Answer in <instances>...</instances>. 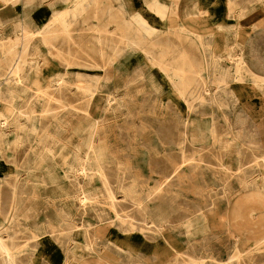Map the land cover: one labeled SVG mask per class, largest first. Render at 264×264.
<instances>
[{
  "label": "bare ground",
  "instance_id": "obj_1",
  "mask_svg": "<svg viewBox=\"0 0 264 264\" xmlns=\"http://www.w3.org/2000/svg\"><path fill=\"white\" fill-rule=\"evenodd\" d=\"M104 1L46 0L51 15L33 18L25 9L29 0H0V10L4 8L0 13V154L8 150L6 146L10 143L17 150L24 148V156H20L19 160L21 165L16 166L18 160H14L7 169V178L11 180L7 194L13 201L6 223L0 224V250L7 264H12L14 253L10 251L8 240L15 229L24 228L31 233L39 247L53 243L69 248L63 253L68 264H161L170 256L174 257L173 264H208L204 250L201 255H193L191 218L182 222V235H178L177 239L166 234L168 227L164 223L173 211L175 199H155V214L154 210L148 212L142 199H130L139 209V214L151 218L159 232L154 241L145 242L142 237L136 238L139 227L134 220H129L130 230L125 228L124 216L117 209L119 203L115 194L121 193V197L129 195L122 182L123 173L133 149L139 146L138 139H149L148 145L154 153L165 148L173 153L171 148H177L178 138L186 146L185 122L188 116L196 112L215 113L219 98L214 94V88L198 90L193 85L195 82L205 84L206 80L199 76L195 81L196 77L185 74L187 66L193 64L186 53H181L174 56L175 60H182L177 65L163 57L160 60L150 57L154 64L164 69L168 65L173 66L181 74L178 80L166 74V83L177 93L179 103L175 106L171 104L173 99L170 96L163 97L164 89L153 74L148 76L149 83L159 93L151 105H138L116 97L106 82L102 87L105 94L96 99L99 80L81 75L78 71L82 65H93L92 55L88 51L84 53L89 59L80 60V35L83 33L82 22L88 19H91V23L84 28L95 31L97 38L108 31L98 23L104 19L101 14ZM227 5L230 8H227L226 16H245L241 10L232 13V5ZM116 9L118 13H108L109 19H127L122 4ZM88 12L91 15L87 16ZM218 31L220 29H202V33L197 35L211 37L201 47L206 53L209 52L207 58L213 62V68L219 66L215 58L222 56L221 53L226 52V58L233 61V66L226 69L229 75L225 92L242 83L253 85L247 81L249 78L264 84V59L258 50L237 43L220 45L216 38ZM237 31L233 29L232 33ZM152 33L147 27L138 30L140 36ZM99 42L96 66L107 68L119 54L130 58L129 52L123 49L109 50ZM130 43L135 49L140 46L136 41ZM53 58L59 59V63L54 62ZM217 80L220 81L219 78ZM223 80L224 77H221ZM209 81L218 82L216 79ZM221 92H224L223 88ZM233 98L230 95V99ZM260 98L263 99V95ZM193 101H197V106L194 107ZM260 129L263 132L264 126L261 125ZM152 131L153 134L157 132L159 137L160 134L167 135V140L175 142L166 147L158 141L156 134L150 136ZM109 152L112 157L108 156ZM10 154L7 153V156ZM103 163L105 167L114 163L118 170L115 189L108 183L105 170L107 173L109 171L102 167ZM21 170H24V175ZM174 173L161 178L152 189L153 196L173 191V183L168 177ZM230 173L226 178H233V182L229 186L219 183L220 187L226 188L211 193L216 198L213 200L222 206L218 216L220 227L232 238L234 247V252L228 257L219 258L217 264H241L232 262L241 258V251L237 245L238 238L225 223L224 210L230 200L227 192L230 197L241 188L256 185L238 180L234 172L233 175ZM80 178L83 184H79ZM2 186L0 179V199L7 195ZM259 187L264 191V181ZM224 195L227 196L226 200L223 199ZM48 211L52 216L50 222L45 224L44 215ZM203 218L210 220L206 214ZM61 223H66L70 230L67 236L60 233ZM90 228L95 230L93 236L88 234ZM3 231L7 234L2 235ZM139 249L147 254L143 257L136 254ZM32 255L38 256L36 252ZM130 255L138 256L135 262L127 260Z\"/></svg>",
  "mask_w": 264,
  "mask_h": 264
},
{
  "label": "rangeland",
  "instance_id": "obj_2",
  "mask_svg": "<svg viewBox=\"0 0 264 264\" xmlns=\"http://www.w3.org/2000/svg\"><path fill=\"white\" fill-rule=\"evenodd\" d=\"M45 1L29 0L25 9H28L33 18L49 17L52 12ZM120 4L123 5L127 19H109L107 17L108 13L110 11L118 13L116 8ZM227 4L232 5V13L241 10L245 12V16L241 18H235L232 14L226 16L227 8H230ZM103 5L101 14L104 19H100L98 23L107 28L108 31L102 32L100 38H97L95 31L91 32L84 28L85 25L91 23V19H88L82 22L83 33L80 35V60L83 62L86 58L89 59L84 53V51H88L92 55L93 65H82L78 68V71L81 75L92 76L99 80L98 95H95L96 99L101 94H105V88L102 89V87L106 82L108 89L116 97L125 98L126 101L136 102L138 105L140 103L151 105V102L155 100L157 93H159L152 89L149 83L148 76L153 74L164 89L163 97L165 95L170 96L173 99L171 104L175 106L176 103H179L177 93L171 85L166 83V74L174 80H178L181 74L176 72L172 68L173 66L168 65L164 69L154 64L150 61V57H158L159 60L163 57L171 64L177 65L182 60L180 58L175 60L174 56L186 53L188 60L191 59L193 65H189L191 67L187 66L185 74L196 77L195 81L198 80L199 76L206 80L205 84H196L197 82L193 84L198 90L202 88L215 89L214 94L219 98L216 111L224 107L225 104L222 103V100L230 101L226 102L227 106H234L230 100V91L225 92V87L228 86L226 78L229 75L226 69L233 66V61L226 58V52L221 53L222 56L215 58L220 67L213 68V62L211 63L207 58L209 52L206 53L201 47V44L204 45L206 40H211V37L205 36V34L198 36L197 33H202V29H220L218 33L221 34H216L217 42L220 45L237 43L252 47L258 50V54L264 59V0H105ZM3 11L4 8L0 10V13H3ZM89 15H91L90 12L87 16ZM144 27L153 31V33L140 36L138 30ZM233 29H238L237 33L233 34ZM98 40L104 48L108 47L109 50L119 51L123 49L124 52H129L130 58L126 59L123 54H119L110 62L107 68L96 66L95 64L99 61ZM131 41L140 43V46L135 49L134 45L130 43ZM53 61L59 63V59L53 58ZM199 63L208 66H200ZM245 76L249 78L248 75ZM221 77H224L223 81H221ZM218 78L220 81L217 80ZM210 79H216L218 82L211 83ZM247 81L252 82L261 91L264 99V84L251 78ZM222 88L224 92H221ZM206 92H209V90ZM192 103L194 107L197 106V101ZM226 105L225 107H227ZM261 112V116L264 117L263 109ZM146 134L147 131L145 130L144 135ZM149 134L150 136L156 134L158 141L166 147L170 146L169 143L175 142V140H167V135L164 134H160V137L157 132L153 134L152 131ZM258 136L263 137V140L257 143ZM246 137L253 139V141L248 145L240 144L236 153L230 156L226 155L227 152L223 155L219 151L211 150L200 154L195 153L189 150L187 146H183L179 138L177 148H171L174 150L173 153L168 152L166 148L154 153L148 145L149 139H138L139 146L133 149L131 160L125 165L123 173L122 182L129 195L121 197V193L115 194V199L119 203L117 209H119L120 215L124 216L125 228L130 230L129 220H134L139 227L136 238L142 237L146 240L145 242L154 241L155 237L159 236L157 227L152 223L151 218L139 214V209L131 203L130 199H142L144 205L149 209H147L148 212L154 210L155 199H175L173 211L170 212L169 219L164 223L168 227L167 233L166 231L165 233L173 235L177 239L178 235H182L181 232L184 227L182 222L186 218H191L193 255L195 253L201 255V251L204 250V255H207L205 260L208 264H217L219 258L230 256L234 252L233 240L220 227L218 216L221 213L222 206L213 200L216 198L211 193L226 188L220 187L219 183H225L229 186L233 182V178L231 180L226 178L228 172H231V175L234 172L238 180L244 176L257 180V187L263 183L264 131L261 135L251 133ZM6 147L8 150L0 154V179L5 194L9 192L8 183H11V180L7 178L9 176V170L7 169H10L14 160H18L16 166H20V156L21 158L24 156L22 155L24 154L22 150L24 148L17 150L12 143ZM7 153L11 154L7 156ZM108 156L112 157L111 152L108 153ZM229 164H232L233 167H230ZM104 165L105 163L102 164V167L109 171L107 173L105 170L108 183L115 189L117 183L115 175L118 170L114 163H109L106 167ZM20 172L24 175V170ZM172 172H175L172 175L173 177H168V179L173 183V185L171 184L173 191L165 195L153 196L152 189L160 182L162 177L170 175ZM227 193L229 197L230 193ZM227 196L224 195L223 199L226 200ZM12 201L13 199H10L8 194L0 199L1 225L6 223V218L10 215L9 208ZM153 213L155 214V210ZM204 214L210 220L205 218L203 220ZM51 216L50 211L45 213V224L50 222ZM61 224L60 233L67 236L70 230L67 228L66 223ZM78 232L82 231L79 230ZM94 233L93 228L88 229L90 236H93ZM1 234L6 235L7 232L3 231ZM35 241L28 230L24 228L21 230L15 229L12 238L8 240L10 251L14 253L12 264H52V262L68 264L63 258V253L70 250L69 248L53 243L39 247ZM237 245L241 251V258L233 260V263L264 264V239L254 243L238 239ZM98 248H101V245H98ZM33 252H36L38 256H33ZM138 252L136 254L141 257L147 254L143 249H139ZM130 256L127 260L130 259L131 263L135 262V257L138 258L135 255ZM140 256L139 258H141ZM151 257L154 258V255H151ZM260 258L261 261H259ZM178 262L179 259H177ZM173 263L174 257L170 256L168 260L161 264ZM0 264H7L1 250Z\"/></svg>",
  "mask_w": 264,
  "mask_h": 264
},
{
  "label": "crops",
  "instance_id": "obj_3",
  "mask_svg": "<svg viewBox=\"0 0 264 264\" xmlns=\"http://www.w3.org/2000/svg\"><path fill=\"white\" fill-rule=\"evenodd\" d=\"M230 93L234 97L230 99L234 106H227L226 102L230 101L223 100L222 103L227 107L224 105L213 114L195 113L188 116L185 137L189 150L195 153L219 151L223 155L227 152L226 155L230 156L236 153L240 144L248 145L253 141L246 135H261L260 126H264V117L260 111L264 109L261 91L254 84L242 83L231 88ZM261 140L263 137L258 136L256 142ZM242 180L250 185L257 183V180L246 176ZM256 185L244 187L228 197L230 200L224 210L225 223L230 231L248 243L264 239V191Z\"/></svg>",
  "mask_w": 264,
  "mask_h": 264
}]
</instances>
